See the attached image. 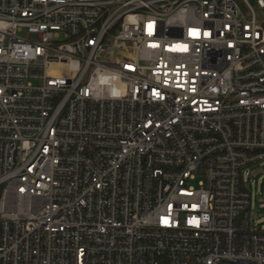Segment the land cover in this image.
<instances>
[{
  "label": "built area",
  "instance_id": "obj_1",
  "mask_svg": "<svg viewBox=\"0 0 264 264\" xmlns=\"http://www.w3.org/2000/svg\"><path fill=\"white\" fill-rule=\"evenodd\" d=\"M264 0H0V264H264Z\"/></svg>",
  "mask_w": 264,
  "mask_h": 264
},
{
  "label": "rangeland",
  "instance_id": "obj_2",
  "mask_svg": "<svg viewBox=\"0 0 264 264\" xmlns=\"http://www.w3.org/2000/svg\"><path fill=\"white\" fill-rule=\"evenodd\" d=\"M242 176L250 192L248 221L252 228L264 230V159L249 165Z\"/></svg>",
  "mask_w": 264,
  "mask_h": 264
}]
</instances>
